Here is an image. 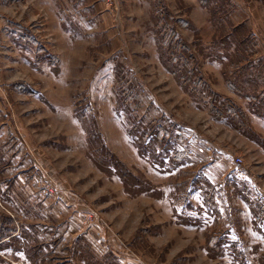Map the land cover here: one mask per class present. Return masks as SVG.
<instances>
[{"label":"rangeland","instance_id":"1","mask_svg":"<svg viewBox=\"0 0 264 264\" xmlns=\"http://www.w3.org/2000/svg\"><path fill=\"white\" fill-rule=\"evenodd\" d=\"M0 264H264V0H0Z\"/></svg>","mask_w":264,"mask_h":264},{"label":"trees","instance_id":"2","mask_svg":"<svg viewBox=\"0 0 264 264\" xmlns=\"http://www.w3.org/2000/svg\"><path fill=\"white\" fill-rule=\"evenodd\" d=\"M175 29H171L170 31L171 32H174ZM169 30H167V34L163 35V44H165L169 50H171V52L173 53L172 54V57L174 58V56H176L175 54H177L176 52L177 51H174V48L172 45H169L168 42H170V39L172 38V36L170 37L168 32H170ZM181 42V41H180ZM182 47H184L186 50V47L187 45L186 44H183V42L180 44V48L182 49ZM182 51V50H181ZM174 63L178 66H180V70L178 69V74H179V78H181V80L185 83L187 80H188V77L185 76V73H186V69L188 68V59L187 58H184V57H179L178 59L176 58V60H174ZM182 63V64H181ZM176 71V70H175ZM176 73V72H175ZM195 83V81H193V84ZM199 99H203L204 96L206 95V89L204 88V85H196L195 86V90L193 91ZM133 95V93H132ZM214 95V94H213ZM214 99H216V95H214ZM214 99H212V103L214 102H217L218 103V99L216 101H214ZM216 104V103H215ZM227 110V109H226ZM225 111V110H224ZM157 138L155 139H163V136L162 135H157L156 136ZM150 138V137H149ZM154 139V138H153Z\"/></svg>","mask_w":264,"mask_h":264},{"label":"built area","instance_id":"3","mask_svg":"<svg viewBox=\"0 0 264 264\" xmlns=\"http://www.w3.org/2000/svg\"><path fill=\"white\" fill-rule=\"evenodd\" d=\"M237 160H238L239 163L243 162V159L241 157H238Z\"/></svg>","mask_w":264,"mask_h":264},{"label":"crops","instance_id":"4","mask_svg":"<svg viewBox=\"0 0 264 264\" xmlns=\"http://www.w3.org/2000/svg\"><path fill=\"white\" fill-rule=\"evenodd\" d=\"M88 235H90V234H88Z\"/></svg>","mask_w":264,"mask_h":264}]
</instances>
